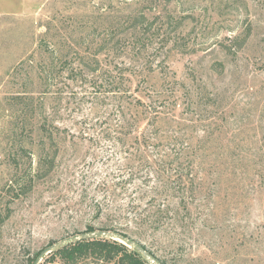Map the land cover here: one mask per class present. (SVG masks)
I'll return each instance as SVG.
<instances>
[{"label":"rangeland","instance_id":"1","mask_svg":"<svg viewBox=\"0 0 264 264\" xmlns=\"http://www.w3.org/2000/svg\"><path fill=\"white\" fill-rule=\"evenodd\" d=\"M118 4L171 24L170 52L159 58L168 70L157 73L175 105L160 107L168 119L151 129L165 138L145 153L151 165L136 144L106 135L116 111L80 62L70 67L77 76L60 69L55 83L41 80L52 59H91L103 46L106 9ZM95 15L102 34L91 38ZM222 61L225 70L215 65ZM99 74L104 82L106 66ZM157 162L168 165L165 182L184 169L189 197L167 229L134 233L149 252L167 264H264V0H0V264H30L106 226V187L121 182L130 192L118 199L130 203L135 191L159 186ZM30 165L35 185L23 194Z\"/></svg>","mask_w":264,"mask_h":264},{"label":"trees","instance_id":"2","mask_svg":"<svg viewBox=\"0 0 264 264\" xmlns=\"http://www.w3.org/2000/svg\"><path fill=\"white\" fill-rule=\"evenodd\" d=\"M118 5L121 7V4ZM118 5L106 9V36L104 40L103 38L99 39V41H102L103 46L91 55V59L87 58L85 60V57L78 54L76 58L69 60L70 53L64 54L61 59H52L50 66L48 65L50 67L48 72L45 71L46 76H41V80L48 85L55 83L60 72L62 73L60 69L63 71L70 69L72 75L77 76L75 69L70 67L74 62H80L83 70L88 71L89 76L93 77L95 85L102 83V86H106V101L109 100L111 104L109 102L108 104L113 105V109L116 111L115 116H117L118 123L112 131L108 130L111 128H106V135L112 136L115 140L133 142L138 147L136 152H141L139 160L151 165L145 153L149 148L156 146L155 142L161 143L165 139L160 140L155 134V130L151 131V129L155 126L158 127L168 119V116L163 114L160 107L165 108L167 104L169 107L175 105V103H170L168 100V96H171L172 93L161 92L168 79L161 76V72L157 73L158 68L163 71L165 63H167L166 57L162 61H159V58L164 52L166 54L170 52L166 48L168 39L172 36L171 24H167L166 21L160 18L161 15L153 9L148 12L139 11L138 9L129 11L127 8H119ZM121 10L127 12V16H123ZM169 15L167 13L166 17H169ZM100 18V15L91 18L92 26H88L91 38L102 34L99 32L97 22V19ZM157 39H159V42H157ZM237 41L238 37L233 38L231 41V50H234L233 55H238L236 52L238 49ZM46 47H48V44H46ZM103 54L104 58L100 60L99 57ZM57 61L59 62L57 63ZM226 64L222 61L216 62L215 65L225 70ZM105 66L106 74H102L103 82L100 81L101 74H99V71L103 70ZM214 66L210 67L211 72L218 73L219 71L217 72L216 66ZM167 68L168 66L165 67V71L168 70ZM82 76H84L83 73ZM134 82L138 87L135 88V92H132ZM143 84L146 85L144 88L146 96L141 94L142 90L140 91V85L143 87ZM169 84H171L170 81ZM48 93H44V97ZM143 97L146 98V101L143 100ZM144 123H146V128L141 130ZM54 130L59 131V128L55 127L53 130L46 131L51 137ZM164 155L166 160H170L168 154ZM170 162L174 164V161L170 160ZM157 163L159 169L155 173L160 179L159 186L152 187L150 190L135 191L130 196V203H123L121 202L122 199H118L119 196L125 197L130 192L121 182L106 187V198H109L106 205V226L103 225L98 230L89 227V232H113L133 240L148 251L141 240L135 238L134 235L139 232L148 233L150 231L155 233L165 230L169 223L179 220L177 218L179 215L178 210L181 206L187 208L189 197L184 186L185 171L184 169L174 170L176 178H172L170 173L165 182V168L168 165L165 162ZM150 175L147 174L146 177L151 179ZM29 176L28 185L23 194L32 191L35 185L32 166L29 170ZM170 181L174 183L173 186L169 185ZM110 187H112V190ZM10 188L13 189L15 186H10ZM152 193H154L152 198L143 206V197ZM175 199L181 200L176 207ZM130 222L132 223L130 225L133 226H129ZM3 223L4 218L0 214V236ZM149 253L157 259L153 253ZM39 254L30 260V264H34ZM57 259H60L63 264H80L91 260L94 264H148L136 250L119 241L105 238L81 241L55 250L43 264H57ZM157 261L159 264H167L159 258Z\"/></svg>","mask_w":264,"mask_h":264},{"label":"water","instance_id":"3","mask_svg":"<svg viewBox=\"0 0 264 264\" xmlns=\"http://www.w3.org/2000/svg\"><path fill=\"white\" fill-rule=\"evenodd\" d=\"M97 238H105V239H112L115 241H119V242L129 246L130 248L136 250L137 252H139L144 257V259L146 260V262L148 264H159V262L149 252H147L144 248L139 246L133 240H130L128 238H125V237H123L119 234L113 233V232H104V231L85 233V234H82L81 236H78V237H75V238H72V239H69L66 241H62L56 245L50 246V247L46 248L45 250H43L39 254V256L36 258L34 264H41L43 259L47 255L54 252L55 250H58L60 248H63L65 246H68L71 244H76V243L81 242V241L94 240Z\"/></svg>","mask_w":264,"mask_h":264}]
</instances>
